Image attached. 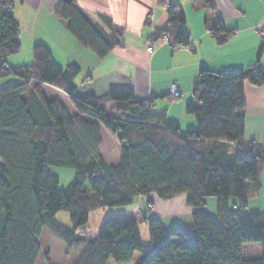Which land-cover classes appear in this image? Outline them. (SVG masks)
I'll use <instances>...</instances> for the list:
<instances>
[{"label": "trees", "instance_id": "16d2710c", "mask_svg": "<svg viewBox=\"0 0 264 264\" xmlns=\"http://www.w3.org/2000/svg\"><path fill=\"white\" fill-rule=\"evenodd\" d=\"M13 2L0 0V77L19 78L0 87V264H37L44 229L61 239L67 252L85 246L74 264H264V210L229 206L233 198L234 207H244L261 188L264 145L244 138V87L246 81L264 83V40L255 63L246 68H200L185 108L197 125L182 130L165 111L154 110L156 96L139 100L130 88L76 95L81 68L59 66L42 43L33 46L32 63L9 65L6 57L21 47ZM206 2L215 16L207 28L223 44L237 29L224 24L215 0ZM54 12L99 57L122 43V26L105 14L100 15L105 26L91 20L77 0H60ZM185 24L183 8L170 4L167 24L154 36L168 32L173 46H187ZM47 86L67 95L74 112L49 97ZM104 129L120 143L116 163L101 155ZM50 165L74 170L67 186H60ZM153 192L163 199L187 193L186 203L197 207L191 223L164 225L145 214L147 242L136 221L111 216L92 238L78 231L90 211L127 206ZM210 196L217 197L216 215L201 209ZM147 203L151 210L152 199ZM63 209L70 213L71 227L55 217ZM248 246L258 247L259 254L247 255Z\"/></svg>", "mask_w": 264, "mask_h": 264}, {"label": "crops", "instance_id": "0c3cea01", "mask_svg": "<svg viewBox=\"0 0 264 264\" xmlns=\"http://www.w3.org/2000/svg\"><path fill=\"white\" fill-rule=\"evenodd\" d=\"M13 1L15 16L20 24L21 47L18 52L6 57L9 65L32 63L33 46L42 43L59 66L64 68L76 63L81 68L75 78L76 95L99 96L110 88H130L139 100L156 96L154 110L165 111L169 117L176 119L182 130L197 125L195 116L185 108L192 98L193 81L200 68H246L255 63L259 46L264 40V0H215L217 14L224 24L237 29L223 44H218L207 28V21L212 23L215 17L207 6V0H77L78 6L91 20L105 26L100 15H109L115 24L125 29L122 43L104 57H99L91 48L83 46L69 31L65 21L55 14L60 0ZM170 4H179L185 12V29L190 37L188 47L159 44L154 36L157 29L167 24V6ZM148 45H153L152 53L148 51ZM261 63L264 64V52ZM17 78L7 77L0 85L16 82ZM173 84L179 90L176 96L170 91ZM244 91V138L264 145V83L255 85L246 81ZM100 152L108 163H116L119 159L120 143L105 129L102 131ZM112 154L116 157L114 162L108 160ZM260 182V190L251 193L244 206L249 208V212L264 210V161ZM149 198L152 199L151 209H154L157 202L152 194L134 197L131 203L142 219ZM186 198L187 193H181L160 201L163 207L152 210L153 215L160 218L164 225L191 223L192 212L196 209L186 205ZM164 219L170 222L165 224Z\"/></svg>", "mask_w": 264, "mask_h": 264}, {"label": "rangeland", "instance_id": "374dc122", "mask_svg": "<svg viewBox=\"0 0 264 264\" xmlns=\"http://www.w3.org/2000/svg\"><path fill=\"white\" fill-rule=\"evenodd\" d=\"M7 77H17V76H7ZM7 77H0V82H3V80ZM1 86L2 85H0V87ZM46 93L51 98L53 97L59 98L63 103L67 104L68 109H72V110L75 109L74 106L70 105L71 101L69 97L66 96L63 92L57 89L46 87ZM114 158L116 157H114V155L112 154L111 156L108 157V160L111 162H114L116 161V159ZM49 171L59 175L60 186L63 188L68 185V183L72 180L74 176V170L69 167L50 165ZM150 194L154 195V198L156 199V202H157L156 207L154 209L149 210L148 209V207L150 208V204H149L146 207V209L145 208L143 209V215L145 214L153 215L152 210L156 211L163 207L162 202L160 201L164 199H161L154 192ZM186 205L190 207V205H188L187 203ZM229 206L231 209L249 212L248 207H241L240 204H237V206L234 207L233 198H231ZM191 207L197 209V207H194V206H191ZM205 208L210 210V212L209 211L208 212L211 213L212 215H216L217 214V197L216 196L208 197L206 200V204L202 206L201 209H205ZM107 216H111L112 218L116 220H120V221H129V220L136 221L138 223V229H139L142 241L143 242L148 241V237H149L148 224L142 221V217L140 213L137 211L136 206L132 204L127 205V206H116V207L105 206V207L94 209L90 211L88 221L85 224L81 225L78 231H88V235L90 238L96 236L98 234L101 223ZM55 217L65 226H68V227L72 226V220H71L70 213L68 210H64V209L59 210L56 213ZM163 222L167 224L168 222H170V220L164 219ZM39 242L41 244V254L39 256L37 264H47V260H50L53 264H74V261L77 259V257L80 255V253L85 248V246H81V248H79L76 251L67 252L65 243L61 239L54 236L48 229L43 230L42 234L39 237ZM258 252H259V249L256 246H254L253 248L252 246L251 247L248 246L245 248V253L247 255H258L259 254ZM109 264H113V263L110 262Z\"/></svg>", "mask_w": 264, "mask_h": 264}, {"label": "built area", "instance_id": "2783aa9c", "mask_svg": "<svg viewBox=\"0 0 264 264\" xmlns=\"http://www.w3.org/2000/svg\"><path fill=\"white\" fill-rule=\"evenodd\" d=\"M157 42L159 44H163V43L172 44V38L168 32H164L160 36L157 37ZM181 46H186V45H181ZM186 47H188V45ZM147 49L150 53H152L154 51L153 45H148ZM178 93H179L178 87L175 84H173L171 86V94L173 96H176Z\"/></svg>", "mask_w": 264, "mask_h": 264}]
</instances>
